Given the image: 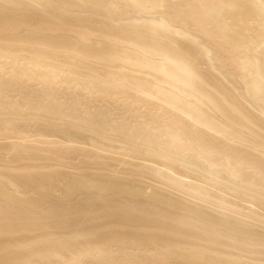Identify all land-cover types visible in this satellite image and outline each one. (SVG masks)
Masks as SVG:
<instances>
[{
  "label": "bare ground",
  "instance_id": "obj_1",
  "mask_svg": "<svg viewBox=\"0 0 264 264\" xmlns=\"http://www.w3.org/2000/svg\"><path fill=\"white\" fill-rule=\"evenodd\" d=\"M33 262L264 264V0H0V264Z\"/></svg>",
  "mask_w": 264,
  "mask_h": 264
},
{
  "label": "rangeland",
  "instance_id": "obj_2",
  "mask_svg": "<svg viewBox=\"0 0 264 264\" xmlns=\"http://www.w3.org/2000/svg\"><path fill=\"white\" fill-rule=\"evenodd\" d=\"M33 263H34V262H33ZM33 263H32V264H33ZM34 264H37V263H34Z\"/></svg>",
  "mask_w": 264,
  "mask_h": 264
}]
</instances>
